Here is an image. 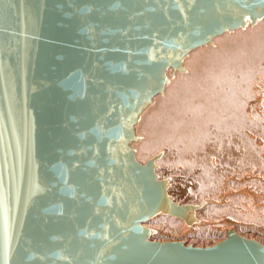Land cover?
<instances>
[{
  "label": "water",
  "instance_id": "1",
  "mask_svg": "<svg viewBox=\"0 0 264 264\" xmlns=\"http://www.w3.org/2000/svg\"><path fill=\"white\" fill-rule=\"evenodd\" d=\"M264 18V0H0V264H264L234 227L213 243L151 238L191 224L137 125L184 58Z\"/></svg>",
  "mask_w": 264,
  "mask_h": 264
},
{
  "label": "rangeland",
  "instance_id": "2",
  "mask_svg": "<svg viewBox=\"0 0 264 264\" xmlns=\"http://www.w3.org/2000/svg\"><path fill=\"white\" fill-rule=\"evenodd\" d=\"M213 42L184 58L185 69L176 70L137 125V158L145 162L160 152L158 175L168 176L172 189L181 186L174 198L206 204L202 201L205 206L196 209L206 212L200 213L201 220L191 224L164 213L150 218L145 224L154 228L151 238L205 245L235 226L243 235L264 239V144L248 137L253 131L264 140V109L253 121L245 108L254 88L264 97V18L217 35ZM245 188L261 197L260 207L239 193Z\"/></svg>",
  "mask_w": 264,
  "mask_h": 264
},
{
  "label": "bare ground",
  "instance_id": "3",
  "mask_svg": "<svg viewBox=\"0 0 264 264\" xmlns=\"http://www.w3.org/2000/svg\"><path fill=\"white\" fill-rule=\"evenodd\" d=\"M224 33V32H223ZM219 35H221V34H219ZM217 36V35H216ZM215 37V36H214ZM186 61V60H185ZM176 72V71H175ZM177 74L176 73H174V75L173 76H170V77H175ZM255 82H257V81H255ZM258 83V82H257ZM257 86V85H256ZM264 98V97H263ZM263 98L261 97V95H260V92H259V94H258V92H257V89L256 88H254V90H253V93L251 94V96H250V98L248 99V101H247V105L245 106V108L246 109H248L249 110V116L251 117V119H253V121H255V119H256V112L257 111H259V113L260 112H262V110L264 109V100H263ZM157 100V99H156ZM224 100V99H223ZM225 101V100H224ZM241 105H238V107H240ZM146 110V109H145ZM218 111V110H217ZM263 114H264V112H263ZM238 116H239V114H237ZM243 115V114H242ZM196 118V117H195ZM249 119V118H248ZM252 121V122H253ZM253 123H255V122H253ZM256 127V126H255ZM224 131V130H223ZM222 131V132H223ZM236 132H238V130L236 131ZM239 133V132H238ZM234 134V133H233ZM249 140L252 142V139L254 138L255 139V142H257V143H259V144H264V140H263V138L261 137V135H257V134H255V132H251V131H249ZM190 135V134H189ZM253 139V140H254ZM231 142V141H230ZM233 142H235V141H233ZM250 142V143H251ZM255 142H253V143H255ZM195 144V143H194ZM236 144V143H235ZM234 144V145H235ZM233 145V144H232ZM222 146V145H221ZM220 147V146H219ZM254 147V146H253ZM197 148V147H196ZM263 149H264V147H263ZM248 150V149H247ZM179 151V150H178ZM263 151V150H262ZM264 154V153H263ZM161 157V153H160V155L156 158V160L158 159V158H160ZM215 159H213L212 158V162L214 163V164H216V162H218L217 160V157H214ZM166 162L168 161L169 162V160H170V157L168 156L166 159ZM190 164V163H189ZM188 164V165H189ZM256 164V163H255ZM181 168V167H180ZM184 168V167H183ZM186 168V167H185ZM168 171V170H167ZM256 171V170H255ZM170 172V171H169ZM158 173V172H157ZM171 173V172H170ZM176 173V172H175ZM255 173V172H254ZM252 175H254L253 174V172L251 173ZM171 176H173L172 174H170ZM176 175V174H175ZM174 175V176H175ZM248 175H249V173H248ZM247 175V176H248ZM250 178H251V176H249ZM253 177V176H252ZM243 178V177H242ZM241 178V179H242ZM185 179V178H184ZM174 181V180H173ZM172 184V183H171ZM173 187V186H172ZM172 187L170 186V182H169V180H168V191L174 196V195H176L179 191H181V186L179 185V186H176V188H175V186H174V188L172 189ZM222 190H224V189H222ZM253 191V190H252ZM252 191L249 189V188H245V189H240L239 190V193L240 194H242V195H247V196H250V197H252L254 200H255V202L257 203V207H260V205H261V197H259V195H257L256 193L254 194V193H252ZM182 192V191H181ZM228 192H230V191H228ZM228 192H222V196H224L225 194L227 195V193ZM254 192V191H253ZM260 193V192H259ZM180 194V193H179ZM178 194V195H179ZM249 197V198H250ZM251 198V199H252ZM253 200V201H254ZM203 201V200H202ZM201 201V202H202ZM251 201V200H250ZM204 202V201H203ZM209 203V202H208ZM250 203H252V202H250ZM248 204L247 203V206H248V210L250 211V210H252L253 209V205L252 204ZM204 204H205V202H204ZM206 205V204H205ZM205 205H201L200 207H198L199 209L200 208H203ZM254 205H255V203H254ZM204 210V209H203ZM202 210V211H203ZM204 212V211H203ZM203 212H200V210L199 211H196V215H197V221L198 220H201L200 218H201V215H200V213H203ZM161 213H164V214H168V215H172V216H175V217H179V218H182V217H180V216H176V215H173V214H170V213H167V212H163V211H161V212H158L157 214H154L152 217L153 218H155V216H157V215H159V214H161ZM206 213V212H205ZM205 213H203V214H205ZM202 214V215H203ZM204 216V215H203ZM152 217H150L151 218V220H152ZM149 218V219H150ZM149 219H147V220H149ZM183 219V218H182ZM147 220H145L144 221V223L147 221ZM150 220V221H151ZM185 222V221H184ZM200 222V221H199ZM202 222V221H201ZM186 223V222H185ZM186 224H188V223H186ZM233 226V225H232ZM224 228V226L222 227V229ZM234 228H235V230H236V227L234 226ZM225 229V228H224ZM223 229V230H224ZM156 230V229H155ZM238 230V229H237ZM239 231V230H238ZM154 233V232H153ZM252 237V236H251ZM254 237V236H253ZM255 238H257L256 236H255ZM260 238V240L263 242L264 241V239L262 238V237H259ZM259 240V239H258Z\"/></svg>",
  "mask_w": 264,
  "mask_h": 264
}]
</instances>
